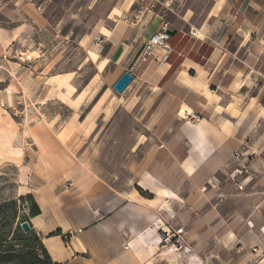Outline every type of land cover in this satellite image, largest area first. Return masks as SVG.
<instances>
[{"label":"crops","instance_id":"crops-1","mask_svg":"<svg viewBox=\"0 0 264 264\" xmlns=\"http://www.w3.org/2000/svg\"><path fill=\"white\" fill-rule=\"evenodd\" d=\"M147 4L0 0V56L21 68L20 97L52 133L78 136L44 144L38 166L52 185L36 193L31 231L54 264H264V0ZM164 20L175 30L165 62L143 59ZM125 71L134 80L120 94ZM122 113L134 122L129 189L90 159L56 154L85 156ZM238 150L257 155L241 191L222 184ZM171 213L173 249L159 235Z\"/></svg>","mask_w":264,"mask_h":264},{"label":"rangeland","instance_id":"rangeland-1","mask_svg":"<svg viewBox=\"0 0 264 264\" xmlns=\"http://www.w3.org/2000/svg\"><path fill=\"white\" fill-rule=\"evenodd\" d=\"M5 57L8 56H0V233L6 232L11 238L15 231L16 234L23 232L21 224L31 217L33 204L37 203L36 193L40 192L44 185H52L44 183L41 169L38 166L42 157L49 154L45 150V142L58 141L71 146L76 142L78 136L67 141L66 134L56 135L50 131L51 121L33 118L31 108L20 97L21 87L18 80L21 77V68L13 63L16 59H12L13 62L8 63L6 60L8 58ZM30 90L34 91L35 87H31ZM65 121L64 118L59 125L66 123ZM133 125L134 122L129 114L122 113L115 129L110 134L103 135L102 132L101 134L98 132L88 140L90 149L85 156H83L82 149L76 151L65 149V151H58L56 154L60 155L59 158L68 154L71 158L90 159L95 162L99 173L111 178L112 185L129 189L132 187V183L129 181L131 176L127 164L130 161L131 148L135 140L130 134ZM79 143H82V140ZM244 158L241 161H236L234 158L235 166H230L224 172L222 184L232 185L241 191L246 185L244 181L250 178L248 175L251 176V179L255 177L256 174L250 164L257 158V155L254 154L251 158L246 155ZM246 161L248 162L246 166L248 172L247 168L243 167ZM115 173L118 175L116 181ZM218 183L220 182L214 181V185L218 186ZM67 185L62 183L54 185L55 192L60 193L66 190ZM147 195L150 194L147 193ZM171 206L173 207V205ZM182 208L181 206L173 207L174 211H182ZM167 216L170 232L160 231L159 235L163 238L166 234L164 240L166 242L169 240V248L173 249L174 245L180 244L178 215L171 213ZM34 234L31 233L25 242L13 238L11 243L15 249L32 248L40 253L39 242L34 240ZM5 254L10 257L13 254L12 249L9 248Z\"/></svg>","mask_w":264,"mask_h":264},{"label":"trees","instance_id":"trees-1","mask_svg":"<svg viewBox=\"0 0 264 264\" xmlns=\"http://www.w3.org/2000/svg\"><path fill=\"white\" fill-rule=\"evenodd\" d=\"M143 193L146 194V192H143ZM40 213L41 211H40V207L38 203L33 204V208L31 211V217L36 216ZM24 221L29 222V219H26ZM31 233H34V232H32L31 230L28 232H25L23 230V232L21 231L20 233L16 234V231H15L12 237L9 238L10 236L6 232H1L0 233V264H54L51 261V258L47 250L42 244L40 236L38 234L37 236L36 233L34 234L35 236L33 237L35 241L38 240L39 242L40 253H38L37 251H35V249H32V248L30 249H27L24 247L22 248L20 247L18 249L14 248V245H12L13 243H11V240L13 238L14 240H22L25 242L29 239L28 236ZM9 248L12 249L13 251V254L10 257L5 256L6 255L5 252L9 250Z\"/></svg>","mask_w":264,"mask_h":264},{"label":"built area","instance_id":"built-area-1","mask_svg":"<svg viewBox=\"0 0 264 264\" xmlns=\"http://www.w3.org/2000/svg\"><path fill=\"white\" fill-rule=\"evenodd\" d=\"M131 1H135L136 3L143 5L145 3L147 4V8H149L150 10H153L155 8H157L158 6L163 8L164 12H168V11H172V5L176 0H131ZM171 30V27L169 25V23L167 21H163L161 24V28L160 30L155 33L143 46V50H142V57L143 59L148 58V57H153L155 58L159 63H164L166 56L169 52V47H168V38L170 36V34L168 33V31ZM157 49H162L163 50V54L162 56H157L156 55V50ZM7 58V57H5ZM246 156V153L238 150L234 153V158L238 161H241L242 159L244 160ZM249 157V156H248ZM251 158V157H250ZM248 165V162L246 161V163L243 165V167L246 169L247 168V172H248V167H246ZM250 178L251 176L248 175Z\"/></svg>","mask_w":264,"mask_h":264},{"label":"water","instance_id":"water-1","mask_svg":"<svg viewBox=\"0 0 264 264\" xmlns=\"http://www.w3.org/2000/svg\"><path fill=\"white\" fill-rule=\"evenodd\" d=\"M168 33L170 35H174L175 30H169ZM133 80H134L133 74L129 71H125L122 73L119 79L115 82V84L113 85V88L116 92L122 94L128 89V87L131 85ZM21 227L25 232H28L31 230V225L28 221L22 222Z\"/></svg>","mask_w":264,"mask_h":264},{"label":"bare ground","instance_id":"bare-ground-1","mask_svg":"<svg viewBox=\"0 0 264 264\" xmlns=\"http://www.w3.org/2000/svg\"><path fill=\"white\" fill-rule=\"evenodd\" d=\"M240 102H241V101H240ZM164 231H165V232H168V229H165Z\"/></svg>","mask_w":264,"mask_h":264}]
</instances>
